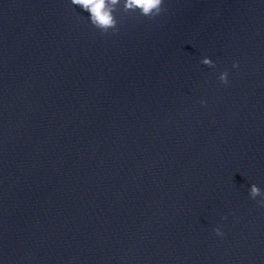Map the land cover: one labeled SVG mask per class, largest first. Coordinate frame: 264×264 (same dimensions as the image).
Instances as JSON below:
<instances>
[{
	"label": "clouds",
	"instance_id": "1",
	"mask_svg": "<svg viewBox=\"0 0 264 264\" xmlns=\"http://www.w3.org/2000/svg\"><path fill=\"white\" fill-rule=\"evenodd\" d=\"M119 2L120 0H70L72 6H78L83 12L88 13L89 23L99 29L102 35L119 32L118 21L113 15L115 6ZM124 7L126 10L139 9L140 15L148 19H155L166 10L165 0H124ZM200 62L203 65L215 68V63L206 56ZM232 66L233 68L239 67L238 62H234ZM228 75V71L219 74L218 79L221 84L227 86L230 83ZM200 103L205 105L206 101L202 99ZM249 196L251 199L256 200L258 206L264 207V193L256 184L250 186ZM257 197H261V199L257 200ZM223 219H226V217H223ZM214 232L219 237L225 235L221 227H216Z\"/></svg>",
	"mask_w": 264,
	"mask_h": 264
}]
</instances>
